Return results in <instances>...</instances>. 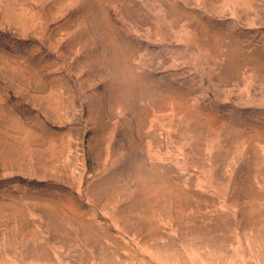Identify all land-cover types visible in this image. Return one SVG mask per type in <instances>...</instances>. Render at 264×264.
<instances>
[{"label":"rangeland","instance_id":"1","mask_svg":"<svg viewBox=\"0 0 264 264\" xmlns=\"http://www.w3.org/2000/svg\"><path fill=\"white\" fill-rule=\"evenodd\" d=\"M0 264H264V0H0Z\"/></svg>","mask_w":264,"mask_h":264}]
</instances>
